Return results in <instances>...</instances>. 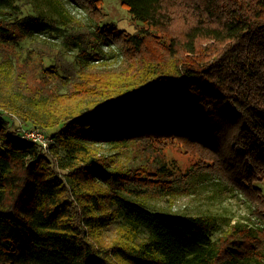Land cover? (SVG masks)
Here are the masks:
<instances>
[{
	"label": "trees",
	"instance_id": "1",
	"mask_svg": "<svg viewBox=\"0 0 264 264\" xmlns=\"http://www.w3.org/2000/svg\"><path fill=\"white\" fill-rule=\"evenodd\" d=\"M58 1L85 9L92 35L127 52L133 72L105 94L100 78L81 73L74 96L92 104L74 114L39 103L41 120L10 100L0 105V264H264L263 195L253 186L264 180V0H200L177 35H166L168 0H119L132 33L103 23L101 0ZM31 22L0 18V45L43 34V23ZM150 30L167 43H154ZM13 115L32 129H55L48 149L21 139ZM185 138L203 151L186 174L206 168L233 192L254 195V225L232 223L213 239L223 225L215 216L151 211L141 200L176 196L174 173L165 164L126 168L115 153L98 152Z\"/></svg>",
	"mask_w": 264,
	"mask_h": 264
},
{
	"label": "rangeland",
	"instance_id": "2",
	"mask_svg": "<svg viewBox=\"0 0 264 264\" xmlns=\"http://www.w3.org/2000/svg\"><path fill=\"white\" fill-rule=\"evenodd\" d=\"M101 1L105 13L104 24L114 23L118 30L127 33L134 31L131 16L119 0ZM167 4L172 21L166 35H177L183 31L194 20L196 9L200 11L203 6L200 0H168ZM2 17L30 23L32 17L37 24L43 23L38 32L43 34L20 36L6 45H0V105L5 104V100H10L15 106L26 109L27 114L33 115L35 119L45 120V116L40 115L42 112L37 105L39 103H51L61 116L82 111L92 104V98L84 97V93L74 96L78 94L81 73L100 78L102 92L100 89L96 91L103 94L112 93L128 84L126 82L133 72L128 64L129 54L115 43L104 40L102 34L92 35V32L96 33L95 24L82 7L69 2L60 3L58 0H0V18ZM150 31L154 43H167L159 31ZM96 41L99 45L92 50L91 44ZM80 47L84 48L81 54L85 56H81ZM54 54L65 62L68 69L73 67L75 73L65 75L66 70L63 72L57 65L52 67L53 61L47 55L55 57ZM88 55L94 58L90 59ZM98 95L100 93L92 97L96 99ZM16 116L10 117L12 129L18 131L19 126L23 131L32 129L29 123ZM54 130L44 131L50 134ZM156 143L158 144H134L131 149L119 154L98 146V152L102 156L115 153L112 160L126 168L140 164L155 167L165 164L174 173L175 180L169 182V185L175 186L176 196L141 200L151 211L185 216H215L223 225L220 232L213 234V239L232 223L255 224L249 217L252 207L248 200L254 199V195L233 192L231 186L220 176L205 172L208 171L206 168L202 172L186 174L190 168H198L194 164L198 160V154L203 153L198 145L195 146L186 138L157 140ZM225 167L224 165L220 171L232 178ZM57 173L61 175L58 169ZM253 186L262 191L263 202L259 210L264 213V180L254 182ZM261 217L264 221L263 216ZM111 234L109 232L108 237Z\"/></svg>",
	"mask_w": 264,
	"mask_h": 264
},
{
	"label": "built area",
	"instance_id": "3",
	"mask_svg": "<svg viewBox=\"0 0 264 264\" xmlns=\"http://www.w3.org/2000/svg\"><path fill=\"white\" fill-rule=\"evenodd\" d=\"M17 130H18L17 132H19V137L21 139H24L25 141H29L32 143H36L43 150L48 149V145L50 144L51 139L44 130L36 128V129H26L23 131L21 126H19Z\"/></svg>",
	"mask_w": 264,
	"mask_h": 264
}]
</instances>
